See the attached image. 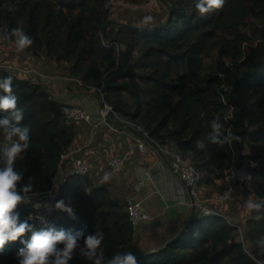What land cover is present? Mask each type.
Instances as JSON below:
<instances>
[{
  "label": "trees",
  "instance_id": "16d2710c",
  "mask_svg": "<svg viewBox=\"0 0 264 264\" xmlns=\"http://www.w3.org/2000/svg\"><path fill=\"white\" fill-rule=\"evenodd\" d=\"M156 1L158 12L129 10L131 20L116 22L109 16L108 0H0V28L8 30L0 34V46L13 44L4 37L22 26L33 40L23 57L36 63L53 60L70 86L91 94L99 109L113 108L114 129L132 132L145 145L155 150L161 146L187 160L199 177L195 191L199 194L200 186L213 189L204 205L215 214L204 216L193 207L172 240L154 252L137 250L125 202L113 200L89 175L68 173L62 181L56 179L61 155L76 143L79 123L66 125L52 92L0 58V81L12 76L13 94L23 111L17 126L30 128L29 148L14 167L23 176L18 189L31 180L32 191L15 212L29 222L34 203L52 192L43 230L82 233L67 264H95L97 259L108 264L126 252L137 264H260L264 0H224L221 9L204 15L196 10L199 0ZM145 17L152 19L144 22ZM205 58L211 60L209 65ZM230 110L231 118L225 121ZM7 116L0 110V119ZM216 116L238 140L223 146L210 141ZM198 140L204 142L203 149H197ZM3 142L0 132V145ZM225 189H230L229 197L215 204L213 197ZM61 200L71 215L56 209ZM250 203L255 207L249 208ZM97 231L104 239L89 260L82 255L84 240ZM30 237L26 233L6 243L0 264H17L21 240Z\"/></svg>",
  "mask_w": 264,
  "mask_h": 264
},
{
  "label": "crops",
  "instance_id": "0c3cea01",
  "mask_svg": "<svg viewBox=\"0 0 264 264\" xmlns=\"http://www.w3.org/2000/svg\"><path fill=\"white\" fill-rule=\"evenodd\" d=\"M92 103L91 108L83 106L91 119L89 123H79L73 152L83 157L89 166V178L103 186L113 200L125 202L133 198L150 215L149 220L141 221L133 229L136 239L149 242L143 251L154 252L172 240L185 224L193 211L191 197L195 192L171 173V157L166 153L169 151L161 146L155 150L141 141L145 148L141 152L140 140L132 132H119L113 125L101 122L96 100L92 99ZM118 157H123L124 162L119 172H115L109 161ZM72 169L68 164L61 165L56 179L62 181L68 173H73ZM208 188L200 186L199 189L205 202L210 199Z\"/></svg>",
  "mask_w": 264,
  "mask_h": 264
},
{
  "label": "clouds",
  "instance_id": "9594fccd",
  "mask_svg": "<svg viewBox=\"0 0 264 264\" xmlns=\"http://www.w3.org/2000/svg\"><path fill=\"white\" fill-rule=\"evenodd\" d=\"M223 5L224 0H199L196 3V10L204 15L212 10L221 9ZM151 19V17H145L144 22H149ZM6 32H8L6 28H0V34ZM4 38L13 43L18 53L24 52L33 44V40L20 25L12 28L10 34ZM12 84V76L0 81V110L8 113L6 118L0 119V132L4 136V142L0 145V165H2L0 166V250L4 249L6 243L15 242L26 233H31L29 240H21L23 247L17 251V264H67L78 247L82 233L73 234L52 228L35 230L34 225L28 220L21 221L19 214L15 212L18 205L27 203L28 193L32 191V182L29 180L27 184L18 189L23 176L14 165L21 154L29 148L30 128L17 126L23 119V111L18 108V97L13 94ZM221 100L223 101L224 98L221 97ZM230 118L231 110L225 117V121ZM210 126L212 132L209 139L213 144L230 145L234 140L239 139L232 133L231 128H224L219 116L212 119ZM204 146L202 140L196 142L197 149H203ZM189 155L194 154L190 151ZM55 207L69 215L72 214V209L65 207L63 200L57 202ZM248 207L252 208L255 205L250 203ZM103 239L102 231L89 235L84 240L82 255L91 260L96 256ZM57 245H63V249L58 250ZM95 264H101L100 259H97ZM108 264H137V261L131 252H126L116 254Z\"/></svg>",
  "mask_w": 264,
  "mask_h": 264
},
{
  "label": "built area",
  "instance_id": "2783aa9c",
  "mask_svg": "<svg viewBox=\"0 0 264 264\" xmlns=\"http://www.w3.org/2000/svg\"><path fill=\"white\" fill-rule=\"evenodd\" d=\"M58 110L61 115L62 121H64L66 125H71L74 123H89L91 119L88 110L83 107L61 104ZM108 113L116 116L113 108L107 105H104L103 108L99 109V117L101 122L105 123L104 117ZM138 149L141 152L145 149L141 141H138ZM166 153L171 157V159L169 160L171 173H173L184 186L195 192L192 195L193 207L199 209L204 216L215 214V212H212L208 207L204 205L205 200L202 199V196L195 191V188L199 181V177L194 171L193 167L189 164V162L172 152ZM60 161V165L70 164L71 166H73V174L82 177L89 175V166L87 165L83 157H78L75 152L69 151L61 155ZM123 162V157L113 158L109 161V165L113 171L119 172L123 165ZM229 195L230 189H225L220 194L215 195L212 201L215 204L222 203L229 197ZM53 198L54 194L49 191L34 203L32 213L29 217V222L30 224L34 225L35 229H43L48 226V219L44 214V211L48 209L49 200ZM125 212L132 227L143 220H149L151 218L149 214L143 211L140 203L135 201L133 198H128L125 200Z\"/></svg>",
  "mask_w": 264,
  "mask_h": 264
},
{
  "label": "rangeland",
  "instance_id": "374dc122",
  "mask_svg": "<svg viewBox=\"0 0 264 264\" xmlns=\"http://www.w3.org/2000/svg\"><path fill=\"white\" fill-rule=\"evenodd\" d=\"M156 5V0H147V2L139 5H131L124 0H108L107 9L110 18L113 21L126 22L132 18L130 14L126 13L127 11L134 10L138 11L137 13L139 14L156 13L158 12L157 8H155ZM213 53L214 52H211V54ZM0 58L2 61H9L11 64H14L13 66L16 69L22 70L29 78L36 81L44 88L49 89L52 92L53 98H57L68 105L71 104L79 107L85 106L87 108H91L93 106L92 99L94 100V98L92 95L84 93L81 94L70 86L59 71L62 70V68L58 69L57 63L53 60H43L41 63L29 61L27 57H23V53H18L15 50L13 44H10L8 47L0 46ZM204 62L206 65H209L211 60L209 58H205ZM69 151L73 152V149ZM68 165L71 166L70 164ZM207 188L208 187H206V189ZM209 188L206 190L207 194L210 193V195L206 194L207 197L209 196L208 198L213 195V191H211L212 188ZM140 241L141 240L135 238L136 248L139 250L147 249L146 244L149 245V242L144 241L145 243H143ZM260 264H264V262H261Z\"/></svg>",
  "mask_w": 264,
  "mask_h": 264
},
{
  "label": "water",
  "instance_id": "95a60500",
  "mask_svg": "<svg viewBox=\"0 0 264 264\" xmlns=\"http://www.w3.org/2000/svg\"><path fill=\"white\" fill-rule=\"evenodd\" d=\"M111 113H108L105 117H104V121L110 125H113V121L110 119ZM191 201L193 203V198L191 197Z\"/></svg>",
  "mask_w": 264,
  "mask_h": 264
},
{
  "label": "bare ground",
  "instance_id": "6f19581e",
  "mask_svg": "<svg viewBox=\"0 0 264 264\" xmlns=\"http://www.w3.org/2000/svg\"><path fill=\"white\" fill-rule=\"evenodd\" d=\"M111 117V116H110Z\"/></svg>",
  "mask_w": 264,
  "mask_h": 264
}]
</instances>
